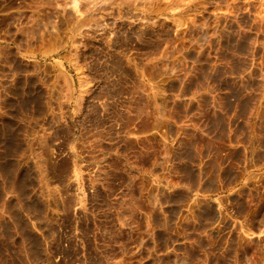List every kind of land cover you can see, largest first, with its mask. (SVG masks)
<instances>
[{
    "label": "rangeland",
    "instance_id": "374dc122",
    "mask_svg": "<svg viewBox=\"0 0 264 264\" xmlns=\"http://www.w3.org/2000/svg\"><path fill=\"white\" fill-rule=\"evenodd\" d=\"M37 1L0 0V264H264V126L249 150L229 145L230 116L160 134V154H212L226 180L180 169L188 180L159 182L153 203L134 166L106 175L101 159L110 136L135 147L119 133L139 69L264 93V0Z\"/></svg>",
    "mask_w": 264,
    "mask_h": 264
},
{
    "label": "crops",
    "instance_id": "0c3cea01",
    "mask_svg": "<svg viewBox=\"0 0 264 264\" xmlns=\"http://www.w3.org/2000/svg\"><path fill=\"white\" fill-rule=\"evenodd\" d=\"M139 70L133 79V88L127 90L126 119L119 133L120 139L133 140L135 147L124 149L120 145L116 146L111 143L110 136V143H104L102 147L105 174H108L106 170H110L116 160L124 162L127 169L134 166L136 176L146 182L149 188L143 197L151 203L158 198L159 182L188 180L180 177L184 174L180 169L192 173V180L197 182L226 180L219 177L223 173L220 169H209L210 164L206 159L213 157L212 154L199 152L197 161L193 162L176 161L175 154L169 156V152L160 154L159 135L174 133L175 127H183L182 132H186L185 128L190 127L187 121L194 114L200 117L207 113L213 119L212 125L218 119L220 126L223 125V117L230 116L231 122L226 123V127L230 126L227 131L230 134L229 145L236 150H249L253 143L250 135L258 127L264 126V93H218L217 87L213 85L209 88L205 85L195 86L186 80L175 83L168 78V73L166 79H160L163 73L149 76L148 72L141 70L140 74ZM71 101L75 102L74 95ZM239 128L243 129L242 133L246 136L241 135ZM76 148H79L78 133ZM168 148L165 149L169 151ZM86 150L88 157L84 163L88 168H94V162L97 161L95 144L88 142ZM160 167L166 169L160 172Z\"/></svg>",
    "mask_w": 264,
    "mask_h": 264
},
{
    "label": "bare ground",
    "instance_id": "6f19581e",
    "mask_svg": "<svg viewBox=\"0 0 264 264\" xmlns=\"http://www.w3.org/2000/svg\"><path fill=\"white\" fill-rule=\"evenodd\" d=\"M32 1H33V0H32ZM35 1H36V0H35ZM38 1H39V0H38ZM38 1H37V2H38ZM43 1H44V0H43ZM47 1H48V0H47ZM52 1H53V0H52ZM48 2H49V1H48ZM43 3H45V2H43ZM49 3H51V2H49ZM51 4H52V3H51ZM39 5L41 6L40 3H39ZM44 6H45V5H44ZM47 6H48V5H47ZM42 7H43V4H42ZM45 7H46V6H45ZM49 7H51V5H50ZM49 7H48V8H49ZM55 7H56V6H55ZM37 8H38V7H37ZM40 8H41V7H40ZM51 8H52V7H51ZM38 9H39V8H38ZM32 10H33V9H32ZM40 11H41V10H40ZM61 12H62V11H61ZM57 13H58V12H57ZM50 14H51V13H50ZM55 14H56V13H55ZM65 14H66V13H65ZM70 14H71V13H70ZM56 15H57V14H56ZM65 16H66V15H64V16L62 15V17H64V18H65ZM45 17H46V16H45ZM47 18H48V17H47ZM58 18H61V17L58 16ZM64 18H63V19H64ZM66 18H67V16H66ZM49 19H50V18H49ZM68 19H69V18H68ZM72 19H73V18H72ZM36 21H37V19H36ZM63 21H64V20H63ZM34 22H35V20H34ZM64 22H65V21H64ZM66 22H67V21H66ZM35 24H37V23H35ZM67 24H68V23H67ZM14 39H16V38H14ZM14 41H15V40H14ZM15 44H16V43H15ZM16 46H17V45H16ZM1 48L3 49V47H1ZM4 48H5V47H4ZM6 48H7V47H6ZM6 50H8V49H6ZM6 50H2V51L0 52V57H1L2 55H3V56H6V55H7V56L10 57L9 54H11V53H10V52H11V51H10L11 49H9L8 52H7ZM5 51H6L7 53H6ZM9 57H8V58H9ZM4 60H5V59H4ZM4 60H3V61H4ZM3 61H1V62H3ZM22 67H23V66H22ZM23 68H24V67H23ZM21 69H22V68H21ZM13 74H14V73H13ZM2 76H4V75H2ZM24 77H25V76H24ZM0 79H1V78H0ZM21 80H22L23 83H26V82L28 81L27 79H21ZM30 80H31V79H30ZM0 81H1V80H0ZM0 84H1V83H0ZM24 86H25V85H24ZM22 87H23V86H22ZM22 87H21V88H22ZM21 90H23V89H21ZM23 91H24V90H23ZM23 91H22V92H23ZM2 93H3V92H2ZM2 93H1V94H2ZM11 93H12V91H11ZM13 93H14V92H13ZM18 93H19V92H18ZM23 93H24V92H23ZM28 93H29V92H28ZM24 94L27 95L26 93H24ZM16 95H17V94H16ZM6 97H7V96H6ZM40 97H41V96H40ZM38 100H39V99H38ZM2 101H3V100H2ZM3 104H4V103H3ZM7 106H8V105H7ZM7 106H6V107H7ZM8 107H9V106H8ZM8 107H7V108H8ZM21 107H22V106H21ZM50 107H51V106H50ZM23 108H24V107H23ZM23 108H22V110H23ZM9 110H10V109H9ZM10 111H11V110H10ZM3 112H4V111H3ZM3 112H2V113H3ZM6 112H7V111H6ZM22 112H23V111H22ZM12 115H13V114H12ZM12 117H13V116H12ZM20 118H21V117H20ZM25 118H26V117H25ZM18 120H19V119H18ZM20 120H21V119H20ZM24 120H25V119H24ZM21 121H22V120H21ZM5 122H6V121H5ZM10 122H11V121H10ZM15 122H16V121H15ZM27 122H28V121H27ZM1 123H2V122H1ZM8 123H9V122H8ZM2 124H3V123H2ZM4 124H5V123H4ZM6 125L8 126L7 122H6ZM12 125H13V124H12ZM27 125H28V124H27ZM7 126H6V128H8ZM10 126H11V125H10ZM4 127H5V126H4ZM21 127H22V126H21ZM24 127H25V126H24ZM2 128H3V127H2ZM12 128H13V127H12ZM14 129H15V128H14ZM25 129H26V128H25ZM1 130H2V129H1ZM10 130H11V129H10ZM10 130H9V131H10ZM12 130H13V129H12ZM12 130H11V131H12ZM2 131H4V130H2ZM9 131H8V133H9ZM13 131H14V130H13ZM21 131H23V130H21ZM5 132H6V131H5ZM15 132H16V131H14L13 133L16 134ZM0 133H1V131H0ZM8 133H6V134H8ZM20 133H21V132H20ZM26 133H27V132H26ZM54 133H55V132H54ZM6 134H5V135H6ZM14 134H13V135H14ZM3 135H4V134H3ZM23 135H25V134H23ZM6 136H7V135H6ZM12 137H13V136H12ZM12 137H10V138H12ZM22 137H23V136H22ZM5 138H6V137H5ZM40 138H41V137H40ZM12 139H13V140L11 141V145H10V147H9L8 149H10V150H12V151H13V150H16V151H17L18 149H21V148L24 147L23 145L17 143V140L15 141L14 138H12ZM22 139H23V138H22ZM24 139H25V138H24ZM18 140H19V139H18ZM41 140H42V139H41ZM44 140H45V139H44ZM5 141H6V140H5ZM25 141H26V139H25ZM27 141H28V140H27ZM39 142H40V141H39ZM21 143H22V142H21ZM22 144H23V143H22ZM26 144H27V142H26ZM37 144H38V143H37ZM27 145H28V144H27ZM8 146H9V144H8ZM42 146H43V145H42ZM5 147H7V146H5ZM27 148H28V147H27ZM44 148H45V147H44ZM30 150H31V149H30ZM23 151H24V150H23Z\"/></svg>",
    "mask_w": 264,
    "mask_h": 264
}]
</instances>
